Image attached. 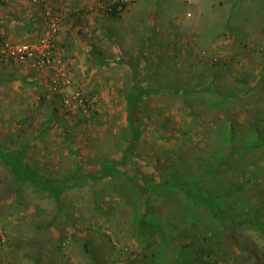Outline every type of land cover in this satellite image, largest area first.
Segmentation results:
<instances>
[{
	"label": "rangeland",
	"instance_id": "rangeland-1",
	"mask_svg": "<svg viewBox=\"0 0 264 264\" xmlns=\"http://www.w3.org/2000/svg\"><path fill=\"white\" fill-rule=\"evenodd\" d=\"M135 3L126 20L112 21V40L122 43L126 57L142 48L147 64L137 67L139 76L124 73V82L102 83L109 93H84L90 109L100 112L98 120L86 123L80 114L64 112L61 96L41 94V100L32 94H0V147L25 150L30 167L54 181L73 175L76 158L86 168L99 169L128 150L120 171L165 186L151 194L146 212L142 197L120 180L74 179L62 196L63 211L57 213L47 192L31 185L22 188L19 205L8 206L6 194L14 185L0 166V210L16 221L8 232L17 236L20 251H38L40 246L27 248L41 241L44 264H92L84 243L100 264H207L202 252L214 258L212 264H264V237L258 230L241 227L239 249L229 238L220 241L218 224L204 215V208L188 204L176 185L166 183L171 176H199L207 161L226 152L229 129L234 143H243L238 147L254 145L256 130L264 138V80L256 85L264 72V0ZM133 86L139 89L141 135L131 148L125 97ZM207 86L212 89L205 90ZM195 88L204 91L186 94ZM43 122L50 127L35 137ZM64 128L76 154L67 149ZM72 232L75 237L61 246V237ZM187 243L191 248L183 250ZM222 254H228L225 261Z\"/></svg>",
	"mask_w": 264,
	"mask_h": 264
},
{
	"label": "trees",
	"instance_id": "trees-1",
	"mask_svg": "<svg viewBox=\"0 0 264 264\" xmlns=\"http://www.w3.org/2000/svg\"><path fill=\"white\" fill-rule=\"evenodd\" d=\"M120 14L121 13L119 12L113 13L112 15ZM228 28L229 25H226V29ZM218 59L219 58L217 57L215 58V60ZM261 75L262 77L260 76L258 78L260 81L257 82L256 85L263 84L264 72ZM208 89H212V87H205V90ZM138 90L139 89L136 86L131 87L125 97V115L128 118L129 128L133 135L131 148H133V145L138 142L141 135V126L139 125L140 118L137 116L140 113L138 109L139 107L137 106L139 104L137 103V98H135L137 97V94H139ZM186 91H184V93ZM193 91L202 92L204 89H191L188 90L186 94ZM59 96L61 95H56L55 97L58 98ZM60 107L62 110V104ZM92 109L93 107L91 109L88 107L86 114L78 112L80 115L77 116L80 120L86 123L90 121L95 122L98 120L100 112L97 109ZM185 111L189 113L187 108ZM48 127H50L49 124L43 122L38 128V131L34 134L35 137L41 138L45 135ZM63 130L64 134L62 137L64 138V142L70 143L67 147L70 151L69 153L71 155L76 154L77 152L75 149L73 151L71 150L73 147L72 145L74 144L71 135L68 133L67 128H64ZM229 133V146L228 148L223 149L226 152H224V154L221 153L216 161H207L206 170L201 171L199 176L195 179L188 180H180L175 176H171L166 180V183L176 185L182 191L188 204L191 203L196 208H204V215L218 224L219 229L218 232H216L217 239L221 241V239L224 240V238H229L230 241L234 243V246L239 249L238 230L241 229V227L251 226L253 229L258 230L261 233V236L264 237V138L262 137V134L256 130L255 133H257V140L254 145L238 147L239 145H243V143H239V145L234 143V133L230 129ZM204 135L205 138L209 139V133L204 132ZM24 152L25 150L23 149L5 150L0 147V166H2V168L8 173L9 179L14 185V187L6 194V203L11 202V204H8L10 207L19 205L22 188L26 185H31L35 190L47 192L56 205L57 213H59V211L62 213V196L66 189H71V186H67L69 182L74 179L78 181L83 180L84 178H89L90 180L98 182L105 179L120 180L121 182H124L142 197L147 212L149 208L148 199L151 194H155L165 186L163 181L147 184L142 182L136 175L128 176L126 172H123L122 170L121 172L118 165H123L126 162L129 153L128 150H125L124 156L121 159L118 158V160L103 162L99 169L86 168L82 165L79 158H76L73 175L70 178L68 177L60 181L44 178L37 173L24 160ZM12 199L16 203H12ZM12 215L13 214L4 210H0V264H44V245L41 241L33 242L31 244L32 246L27 248V250H29L34 246H40L41 248L38 251L24 252V249L20 251V249L16 247L17 236L8 232V227L11 228L14 223L16 224V221L10 217ZM143 220L144 218L141 219V222ZM37 228L39 230L44 229L42 225ZM87 229L91 228L87 227ZM102 230L108 231L109 228L101 227V231ZM12 232L14 231L12 230ZM138 236L140 237V234ZM74 237V232L63 235L61 237L60 245L63 246L64 243L71 241ZM106 237L111 241L110 235H106ZM214 245L218 246L216 244ZM83 247L87 253L88 260L92 264H100L90 244L84 243ZM190 248L191 245L189 243L183 246V250ZM117 249L120 250L118 247ZM221 257L225 261L228 254H222ZM256 259H258L257 256ZM183 260V262L186 263V257H184ZM201 260H204L207 264H212L214 258H210V256L208 257V253L202 252ZM183 262L181 261V263Z\"/></svg>",
	"mask_w": 264,
	"mask_h": 264
},
{
	"label": "crops",
	"instance_id": "crops-1",
	"mask_svg": "<svg viewBox=\"0 0 264 264\" xmlns=\"http://www.w3.org/2000/svg\"><path fill=\"white\" fill-rule=\"evenodd\" d=\"M112 1L48 0L52 8L62 16L58 47L72 71L73 87L85 94L90 90L100 94L109 93L108 90H102V83L124 82V73L131 78L139 76L137 67L147 64L148 57L142 55V48L134 49L126 57L123 55L125 53L122 50L126 49L122 47V43L112 40V21L126 20V15L132 12L136 0L126 8L128 13L120 15L89 10L98 3ZM44 29L45 21L39 7L27 0L8 3L0 1V41H37ZM126 68L130 70L127 72ZM49 81V75L45 71L32 70L18 63L0 66V94H32L37 99L45 100L41 94H50Z\"/></svg>",
	"mask_w": 264,
	"mask_h": 264
},
{
	"label": "built area",
	"instance_id": "built-area-1",
	"mask_svg": "<svg viewBox=\"0 0 264 264\" xmlns=\"http://www.w3.org/2000/svg\"><path fill=\"white\" fill-rule=\"evenodd\" d=\"M3 3L26 0H0ZM39 7L45 21V29L37 41L16 42L10 39L0 41V66L18 63L32 70L45 71L49 75L48 92L61 95L62 110L66 113H87L90 101L84 93L73 87V74L64 55L58 47L62 16L52 8L48 0H27ZM135 0H113L98 3L93 9L109 14L124 13ZM191 2L192 0H187ZM190 17V14H188Z\"/></svg>",
	"mask_w": 264,
	"mask_h": 264
}]
</instances>
